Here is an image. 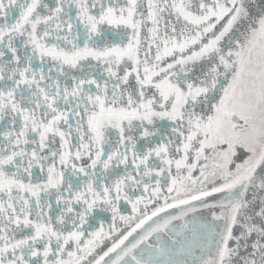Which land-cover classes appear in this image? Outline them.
I'll return each instance as SVG.
<instances>
[{
	"label": "snow or ice",
	"instance_id": "1",
	"mask_svg": "<svg viewBox=\"0 0 264 264\" xmlns=\"http://www.w3.org/2000/svg\"><path fill=\"white\" fill-rule=\"evenodd\" d=\"M0 264H264V0H0Z\"/></svg>",
	"mask_w": 264,
	"mask_h": 264
}]
</instances>
